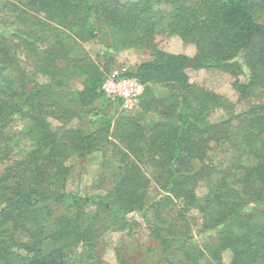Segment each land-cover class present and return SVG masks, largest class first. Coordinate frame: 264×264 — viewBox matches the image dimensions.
<instances>
[{"label": "trees", "instance_id": "obj_1", "mask_svg": "<svg viewBox=\"0 0 264 264\" xmlns=\"http://www.w3.org/2000/svg\"><path fill=\"white\" fill-rule=\"evenodd\" d=\"M263 13L264 0H0V264H107L104 233L140 225L156 258L118 264H225L227 250L229 264H264ZM163 32L196 53L160 48ZM94 39L150 51L129 73L144 85L135 111L100 90L114 66L86 50ZM190 66L245 75L248 108L191 82ZM96 152L111 187L67 190L70 160Z\"/></svg>", "mask_w": 264, "mask_h": 264}, {"label": "rangeland", "instance_id": "obj_2", "mask_svg": "<svg viewBox=\"0 0 264 264\" xmlns=\"http://www.w3.org/2000/svg\"><path fill=\"white\" fill-rule=\"evenodd\" d=\"M261 20L264 21V13ZM156 42L160 48L173 53H184L193 56L197 50L195 44L185 42L179 36L171 35L168 32L158 34L156 36ZM84 47L97 61L103 63L108 60V58H112V66L128 67L130 70L135 69L138 64L147 60L150 55V51L139 50L136 48L123 49L119 52L102 51L99 41L96 39L86 42ZM21 63L28 72L33 71L31 61L24 55L22 56ZM188 74L191 82L215 91L236 103V112H241L248 108L246 102L239 100V93L234 88V81L236 79L245 81V75L234 77L218 68H197L194 66L188 68ZM35 78L39 82H44L46 80V77L40 74L36 75ZM81 86L82 84L80 82H76L75 88H81ZM102 109L105 112L110 111L111 113H114V109L109 106H102ZM133 111H135V109ZM220 115L221 114H216L213 119H219ZM88 118L89 117L84 120L76 119L71 125L75 127L87 126ZM50 120L55 128L61 125V122L58 119L50 118ZM22 126L23 122L16 120L13 125V130L19 131ZM23 143L25 144V142ZM222 155L223 154H220L219 157ZM101 160V152H96L82 158L73 157L70 162L75 165V172L67 183V190L83 194H94L104 193L109 189L112 185L111 175L108 170L101 168ZM6 165L7 163L0 164V169L4 168ZM146 172L153 179L151 169H146ZM100 176L104 177L103 181L99 179ZM206 190V187L201 185L198 188V194L203 195ZM149 194L151 197H156L160 194V189L154 180L149 188ZM191 213L197 218V220H199L201 214L197 210H193ZM170 214L174 215L175 211H172ZM129 216L136 218L140 222L142 221L138 214H130ZM101 240L104 243L102 256L107 264H118L119 258L130 259L137 262L142 260L149 261L156 258L158 245L148 236V231L144 225H140L131 232L129 230L107 231L104 233ZM231 259L232 253L229 250L225 251L223 253L224 263L229 264ZM201 264L205 263L202 262Z\"/></svg>", "mask_w": 264, "mask_h": 264}, {"label": "built area", "instance_id": "obj_3", "mask_svg": "<svg viewBox=\"0 0 264 264\" xmlns=\"http://www.w3.org/2000/svg\"><path fill=\"white\" fill-rule=\"evenodd\" d=\"M128 67H113L105 76L100 90L111 100L117 101L122 110H133L142 94L144 85Z\"/></svg>", "mask_w": 264, "mask_h": 264}]
</instances>
